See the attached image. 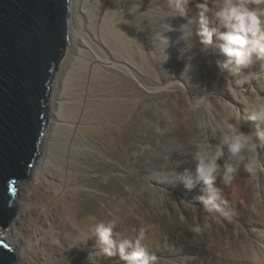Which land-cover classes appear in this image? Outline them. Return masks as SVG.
<instances>
[{
  "label": "rangeland",
  "instance_id": "obj_1",
  "mask_svg": "<svg viewBox=\"0 0 264 264\" xmlns=\"http://www.w3.org/2000/svg\"><path fill=\"white\" fill-rule=\"evenodd\" d=\"M161 1L162 6L157 10L163 19L157 16L153 27L139 26L135 32L141 42L139 33L146 31L147 49L152 53L151 58L145 51L148 83L143 87L146 98L142 115L132 121L128 132L110 135L113 141L105 135L90 141L94 155L89 161L95 171L83 169L88 165L80 160L74 183L78 185H72L68 193L80 192L82 184L93 181L96 205L90 197H82L81 201L96 206V211L90 208L91 215H96V224L114 221L115 238H139L148 252L157 257L155 264H264V169L259 171L257 179L241 167L231 184L225 186L222 182L224 165L236 161L224 146V156L218 161L221 170L214 185L219 190V198L208 200L209 193L198 180L193 158L194 145L205 135L200 128L201 120L208 122L207 138L215 151V145L229 133L228 124L240 120L237 109L247 114L255 97L251 89L264 96V59L254 54L249 67L237 68L230 64L226 69L219 68L217 61L226 58L218 50L202 51L195 36V25L189 27L191 35L187 40L180 39V26L198 15L195 4L203 0H190L187 18L176 13L169 0ZM153 11L147 10L148 14ZM167 25L176 31H166ZM161 33L170 37L171 46L165 47L160 42L158 34ZM64 58L65 55L60 62ZM152 59L157 61L154 66ZM57 72L58 68L53 80ZM157 77L159 84L154 81ZM226 77L232 83L228 88ZM232 87L238 92H233ZM210 92L216 95L210 96L198 109L189 103V98L195 102ZM51 93L50 90L48 99ZM98 99L94 95L96 107L100 104ZM91 114L92 111L84 113V120ZM240 123L245 133L253 127L252 122ZM257 144L259 160L264 165V144L258 140ZM39 154L28 172V179L16 183L17 202L22 200L19 189L23 183L28 184L33 199L44 191L42 185L33 182L31 173ZM185 169L187 174H184ZM87 174L89 176L84 177ZM181 180L193 184L192 190ZM201 195L205 196L206 204L198 199ZM14 208V215L5 228L19 210ZM196 227L199 232L193 231ZM91 243L95 244L87 241L84 250L75 254L73 262L68 264H76L78 256L79 264H89L85 248ZM96 264L125 262L118 257L98 256Z\"/></svg>",
  "mask_w": 264,
  "mask_h": 264
},
{
  "label": "bare ground",
  "instance_id": "obj_2",
  "mask_svg": "<svg viewBox=\"0 0 264 264\" xmlns=\"http://www.w3.org/2000/svg\"><path fill=\"white\" fill-rule=\"evenodd\" d=\"M161 6V0H70L65 58L50 85L40 156L31 171L44 191L33 199L28 184H21L22 200L14 204L19 210L10 226L0 229V239L19 251L16 264L72 263L87 241L95 242L96 215L91 213L96 206L81 201L90 197L96 203L93 181L82 184L80 192L69 194L68 189L78 185L80 160L88 165L83 169L95 171L90 141L100 135L113 141L110 135L128 132L142 115L148 83L145 51L151 58L152 53L146 31L139 33L141 42L135 32L139 26L153 27L157 16L163 19L157 10ZM156 62L151 61L153 66ZM154 81L159 84V77ZM94 95L99 97L97 107ZM88 111L93 114L84 120ZM93 246L85 251H94Z\"/></svg>",
  "mask_w": 264,
  "mask_h": 264
},
{
  "label": "water",
  "instance_id": "obj_3",
  "mask_svg": "<svg viewBox=\"0 0 264 264\" xmlns=\"http://www.w3.org/2000/svg\"><path fill=\"white\" fill-rule=\"evenodd\" d=\"M70 0H0V229L39 154L46 102L69 39ZM18 254L0 239V264Z\"/></svg>",
  "mask_w": 264,
  "mask_h": 264
},
{
  "label": "clouds",
  "instance_id": "obj_4",
  "mask_svg": "<svg viewBox=\"0 0 264 264\" xmlns=\"http://www.w3.org/2000/svg\"><path fill=\"white\" fill-rule=\"evenodd\" d=\"M169 3L176 13L187 18V5L190 0H169ZM211 5V6H210ZM198 15L187 20V23L180 26L182 33L180 39L187 40L191 35L189 27L195 25V36L202 45V51L211 48L218 50L219 54L226 59L218 60L217 66L226 69L230 64L237 68L249 67L252 64V57L255 54L258 58L264 59V0H203L195 4ZM166 31H176L167 25ZM160 42L165 46H171L170 37L158 34ZM226 88L232 86L231 80L225 78ZM254 101L249 107L247 114L240 112V120L228 124L229 133H225L220 144L213 145L207 138L208 122L201 120L200 128L204 131V138L194 145L193 158L196 162V175L204 185V190L209 193L208 200L219 198V190L214 188L221 165L218 161L224 156V146L227 147L231 157L236 163H226L222 176L225 186L231 184L240 168L250 176H257L264 165L259 160L257 140L264 144V96H261L255 89ZM233 92L238 90L232 87ZM216 95L207 93L197 101L189 98L193 108L198 109L201 104L208 101L210 96ZM258 101V103H257ZM240 121L252 122V129L245 133L241 131ZM188 170L185 169L187 174ZM190 191L194 187L181 180ZM215 193V195H213ZM202 203H207L204 195L198 197ZM114 221L105 223L98 222L94 226L95 244L89 251L87 260L89 264H96V257L114 258L118 257L125 264H155L157 257L148 252L141 244L140 239L115 238ZM199 232V227L193 229Z\"/></svg>",
  "mask_w": 264,
  "mask_h": 264
}]
</instances>
